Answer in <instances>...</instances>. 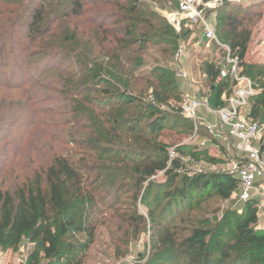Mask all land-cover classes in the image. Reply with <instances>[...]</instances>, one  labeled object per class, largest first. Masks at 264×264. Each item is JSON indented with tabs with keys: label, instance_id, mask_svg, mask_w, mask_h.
<instances>
[{
	"label": "trees",
	"instance_id": "1",
	"mask_svg": "<svg viewBox=\"0 0 264 264\" xmlns=\"http://www.w3.org/2000/svg\"><path fill=\"white\" fill-rule=\"evenodd\" d=\"M62 1L66 3V12H51V7L63 5ZM148 1L171 5L172 9L173 5L177 7L175 0ZM6 3L17 8L8 12L6 5L0 10V16L14 15V19H0V49L7 48L3 40L10 27L26 30L17 55L25 62L45 63L32 77L28 73V84L57 87L54 92L65 99L64 113L71 116L66 124L74 127L88 124L93 129L89 135L92 143L72 139L71 144L89 147L96 155L94 160L83 155L74 161L68 156H53L35 173L30 186L23 185L14 191L0 189V248L14 250L27 239L34 245L28 264H82L94 243L98 218L118 202V192L123 189L120 183L130 181L131 192L144 184L149 192L140 199L146 214L137 213L135 218L127 215V218L144 226L147 221L155 240L152 249L157 254L171 253L182 264H264V227L257 226L254 200L243 203L239 214L227 215V221L211 225L209 219H203L186 231L188 235L180 237L185 231L179 228L188 213L211 199V194L226 201L238 188V181L227 173L182 174L179 157L184 155L183 147H172L178 157L170 159V146L154 139L166 128L161 108L178 105L182 95L177 93L180 87L173 69L156 67L145 76L135 75L136 66L142 64L138 46L162 41L165 43L162 54L174 57L178 41L188 31L177 34L142 0H0V5ZM89 4L113 6L118 11L91 13L87 9ZM263 13L264 2L239 6L237 11H227L224 17H215L214 30L218 39L224 37L223 43L239 58L241 74L260 91L250 101L249 117L264 129V65L253 67L244 63L251 38L249 25ZM86 14L89 18L84 19ZM78 25L83 30L79 31ZM10 36L13 42L9 51L13 57L16 50L12 48L20 39ZM35 47H38L36 51L28 52ZM65 50L70 58L75 53L72 65L66 69L57 65L49 68L50 61L61 62L57 54L61 56ZM200 72L209 84V105L221 107L222 96L231 93L233 84L228 79L217 82L218 72L210 61H205ZM49 73H53L54 79L46 83ZM22 75L23 79L27 77ZM22 82L11 87L19 89L17 85L21 86ZM94 93L100 96L88 97ZM36 96L44 98L40 93ZM149 96L154 104L147 101ZM135 109L139 110L136 115ZM178 110L181 113V103ZM143 121L146 125L142 127ZM125 129L126 139L135 149L123 148L121 134ZM183 132L182 129L177 133ZM261 143L263 151L264 135ZM191 149L194 157L197 151L195 147ZM3 164L10 165L8 161H0ZM159 173L164 183H151ZM137 200L133 195L134 204Z\"/></svg>",
	"mask_w": 264,
	"mask_h": 264
},
{
	"label": "rangeland",
	"instance_id": "2",
	"mask_svg": "<svg viewBox=\"0 0 264 264\" xmlns=\"http://www.w3.org/2000/svg\"><path fill=\"white\" fill-rule=\"evenodd\" d=\"M142 1L162 20H165L164 15L175 11V5H173L172 9L170 8L171 5L163 6L148 0ZM175 1L178 2V0ZM260 2H264V0H221L219 2L221 5L218 8L207 11V21L214 26L215 17H224L227 11H237L239 6L257 5ZM62 3L64 4L51 7V12H57V14L65 13L66 3L64 1ZM6 5L5 11L8 12L10 8H17V5L6 3L0 5V10L1 8L2 10L5 9L3 6ZM18 7L19 10L21 6L18 5ZM87 9L91 13L118 11L113 6H101L99 4H89ZM5 18L14 19V15L9 13L1 14L0 19ZM83 18H89V15L86 14ZM251 21L252 23L249 25L251 38L244 63L254 67L256 65H264V13L261 17L253 18ZM106 23L110 25V22ZM82 27L79 26V31L83 30ZM8 30L10 31L8 32L9 34L3 40L7 48L5 51L0 49V161H8L10 164L0 165V189L2 191L7 189L14 191L19 187H24L23 185L30 186L29 181L34 178L35 173L41 167H45L53 156H68L74 161L83 155L94 160L96 155L89 147L84 149L83 146L79 147V145L71 144L70 141L72 139L78 143H92L89 135L93 133V129L88 124H80L81 126H78L85 128L84 130L71 126V124H66L70 121L71 116L64 113L65 102L63 100L65 99L63 95L54 92L57 87L47 86L46 88H41L36 83L28 84V73L30 72L32 77L33 73L43 68L45 63L40 62L39 64L38 61L32 62L33 60L25 62L24 59L20 58V55H17V51L21 50V38H25L27 32L24 28L16 29V27L13 30L10 27ZM11 34L15 39H20L17 40V45L12 48L16 50L13 53V57L9 51L11 50L10 43L13 42ZM223 38L221 37L220 40L222 43L226 42ZM154 43L155 41L151 45L138 46L141 48V54L138 57L142 64L136 66L135 75L145 76L156 67L166 68L170 71L173 69V56L166 57L161 52L165 47V43L162 41L156 42L159 44ZM179 45H183L186 49L184 67L192 72L191 77L194 79H192V85L195 86L196 91L199 90L198 95L200 97L208 98L210 95L209 84L200 72V68L206 60L214 63L216 59H220L222 57L221 51L214 45H206V43L200 42V34L197 31L188 32V35L178 41L177 46ZM36 49L38 47L29 49L28 52L31 53L36 51ZM65 51H61V56L57 54L61 62L50 61L48 63L49 68L57 65L66 69L72 65L71 61L74 59L72 55L75 53H71L70 58V54L67 56L68 51ZM23 62H25V65ZM22 74L27 77L23 79ZM51 75L53 73H49L45 77L46 83L54 79V76ZM21 80H23L22 83L24 84H21V86L17 85L20 87L19 89L11 87L13 83H18ZM255 81L256 83L259 82ZM38 93L44 98H36ZM177 93L180 95L181 90L179 89ZM97 96L100 95L94 93L88 97ZM181 100L183 101V97H181ZM182 101L178 105L175 104L176 106L171 109L161 108L160 111L162 112L160 113L164 114L166 118L164 124L166 128L154 139L170 146L168 150L169 157L172 147L178 145L183 147L184 155L179 157L183 165L182 174L191 176L193 174L227 173L229 169L227 164L231 159V155L224 153L221 147L212 145V143L207 141V136L209 135L201 126L197 127L195 134L193 123L179 113L178 107ZM138 112L139 110L135 109L133 114L136 115ZM143 125H146V121L142 122L141 126L143 127ZM189 126L193 127L192 130ZM182 129L185 131L183 134L177 133ZM121 135H123L124 139L123 148L135 149L134 146L129 145L131 144L129 143L130 140L126 139L128 136L126 129ZM262 135H264V129L262 130ZM204 141L206 142L205 145L201 146ZM227 145L226 143L224 144V146ZM193 147L197 151L194 157L191 156L193 155V149H191ZM111 149L108 148L107 151H111ZM177 157V155L174 156V158ZM212 159L215 161L211 162ZM107 165L114 169L113 165L109 163ZM150 181L153 184H161L164 183V177L159 173ZM122 183L123 189L118 192V202L114 208L110 211H103L102 215H100L101 217L98 218L99 223L96 227L94 243L82 259V264H182L183 262L174 259L173 254L170 253L168 255L164 251L157 254L152 249L155 240L152 238L147 221L144 226L143 223H131L127 218V215L135 218L137 213L146 214V209L142 208L140 204L141 197L149 192L146 190V184L142 185L136 192H131L130 181H124L120 184L122 185ZM133 195L138 197L136 204H134ZM211 195V199L205 200V202L198 205L197 210H192L188 215L185 212L187 218L185 223L181 224L182 226L179 228L185 232H181L180 237L188 235L186 231L192 225L198 226L203 219H209L211 225L221 224L227 221V215L239 214L243 207V203L237 202L236 193L226 201L215 197L214 194ZM148 201L150 202L151 198ZM193 204L196 205L195 202ZM260 214H264L263 208L257 209V223L259 222ZM122 215H125L126 218L122 217ZM177 223L178 220L174 222L175 225ZM257 226L260 228L259 224ZM134 227H138L137 232H135ZM33 248L34 245L29 243L27 239H23L21 244L14 250L2 247L0 248V264H28ZM74 255L72 254L75 258L79 257V255ZM43 263L40 262L39 264Z\"/></svg>",
	"mask_w": 264,
	"mask_h": 264
},
{
	"label": "built area",
	"instance_id": "3",
	"mask_svg": "<svg viewBox=\"0 0 264 264\" xmlns=\"http://www.w3.org/2000/svg\"><path fill=\"white\" fill-rule=\"evenodd\" d=\"M219 2L221 0H178L175 11L164 15L167 24L177 34L184 30L189 33L197 31L200 42L214 45L221 51L222 57L214 62L218 72L217 82L228 79L233 84L231 93L222 96L223 105L218 108H212L207 97H200L197 91L182 96L181 115L193 123L195 134L197 127L201 126L210 136H207V141L218 147L222 145L225 153L231 155L227 174L238 181L237 202L254 200L257 209H261L264 207V150H261L263 127L249 117L250 101L260 91L249 78L241 74L239 58L228 45L218 39L214 26L207 21V11L218 8L221 5ZM185 51L183 45L178 46L172 65L175 78L191 88V73L184 67ZM147 101L154 104L151 96L147 97ZM200 111L212 117L213 122L199 116ZM205 143L202 142L201 146ZM225 143L228 145L224 146ZM174 156L172 150L170 159ZM258 224L260 228L264 227V214H260Z\"/></svg>",
	"mask_w": 264,
	"mask_h": 264
},
{
	"label": "crops",
	"instance_id": "4",
	"mask_svg": "<svg viewBox=\"0 0 264 264\" xmlns=\"http://www.w3.org/2000/svg\"><path fill=\"white\" fill-rule=\"evenodd\" d=\"M184 65H185V63H184ZM186 69H188V68H186ZM188 71L191 73V76H192V72H191V70L188 69ZM192 79H193V78H192ZM193 80H194V79H193ZM193 80H192V82H193ZM177 81H178V85H179V87H180V90H181L182 96L191 95V94H193V93L196 92V89H195V86H194V85H192V87L190 88L185 82L180 81V80H177ZM197 92H199V90H198ZM198 94H199V93H198ZM199 116H201L202 118H204L206 121L213 122V118L210 117V116H208V115H207L205 112H203V111H200V112H199ZM215 142H216V141H215ZM216 144H219V142H216ZM219 147H221V149L224 151V148H223L222 145H219ZM224 153H225V151H224ZM263 209H264V207H263Z\"/></svg>",
	"mask_w": 264,
	"mask_h": 264
}]
</instances>
